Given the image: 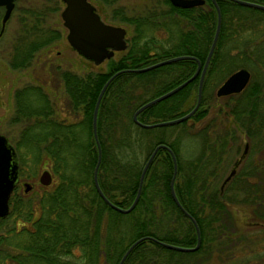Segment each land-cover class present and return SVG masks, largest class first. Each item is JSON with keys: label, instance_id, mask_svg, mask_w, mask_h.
Wrapping results in <instances>:
<instances>
[{"label": "trees", "instance_id": "trees-1", "mask_svg": "<svg viewBox=\"0 0 264 264\" xmlns=\"http://www.w3.org/2000/svg\"><path fill=\"white\" fill-rule=\"evenodd\" d=\"M216 2L221 12L219 34L204 73L199 106L188 119L144 127L133 114L147 100L188 78L196 59L201 70L216 27L211 0L188 7L170 0H145L134 13L120 9V20L131 33L126 49L117 58H108L106 68L78 72L51 66L52 86L61 89V110L73 117L71 121L56 116L55 104L41 84L28 82L14 89L11 139L20 177L28 183L25 177L48 168L52 181L33 197L26 192L29 187L25 192L17 191L19 185L14 188L9 213L0 218V242H5L0 264H117L128 245L142 236L146 238L122 264H264V156L259 155H264V10L232 0ZM25 13L28 17H21L9 57L15 69L30 66L36 52L64 34L63 27L45 21L43 9ZM180 54L194 58L141 72L124 71L107 85L96 118L101 149L97 179L108 200L127 207L154 147L169 146L177 163L175 193L200 232L199 246L190 251L159 243L193 246L197 241L193 221L171 195L173 159L166 148L157 150L139 198L127 212L111 207L93 179L98 149L92 115L104 82L117 70ZM240 67L249 69L251 77L241 91L225 96L232 117L229 125L216 126L208 119L195 128V122L209 115L217 86ZM199 75L200 71L179 90L140 111L137 119L152 123L189 111L195 103L187 102L192 95L196 102ZM243 135L249 141L248 152L221 188L228 175L221 162L227 152L239 151ZM186 141L188 152L181 149ZM235 206L248 210L254 220L238 225Z\"/></svg>", "mask_w": 264, "mask_h": 264}, {"label": "water", "instance_id": "water-1", "mask_svg": "<svg viewBox=\"0 0 264 264\" xmlns=\"http://www.w3.org/2000/svg\"><path fill=\"white\" fill-rule=\"evenodd\" d=\"M16 0H0V7H4V12L2 15V21L5 22V20L10 16ZM205 0H170V2L174 5L181 6V7H188V6H195L200 5L204 3ZM216 8L217 13V19H216V27L214 31V35L211 41V44L209 46L207 55L205 57L204 63L201 67V63L198 59L197 66L195 71L185 80L180 82L179 84L175 85L171 89L147 100L143 104H141L133 114V119L136 123H138L141 126L144 127H153V126H161V125H169L181 122L187 118H189L196 108L199 106L200 99H201V93H202V83H203V77L204 73L206 71V68L208 66V63L210 61V58L212 56L213 50L216 46L219 29H220V23H221V12L220 8L216 2V0H211ZM234 2L263 9L264 10V4L251 1V0H232ZM64 3L61 11L60 16L62 18L63 26L67 29L66 31V39L68 43L71 45L73 49H75L79 54L84 56L87 59H91L94 61V63L98 64L103 59L110 58L114 55L115 51H121L126 49L127 47V40H126V28L121 25H113L106 23L99 15L97 11L94 9V5L91 3L90 0H62ZM184 58H194L191 55L187 54H180V55H174L170 56L161 60H158L156 62L150 63L145 66L141 67H135V68H125L115 71L113 74H111L108 79L104 82L102 85L93 110L92 115V130L93 135L97 144L98 149V156L97 161L94 167L93 171V179L95 187L98 191V193L104 198V200L113 208L117 209L121 212H127L131 210L134 205L136 204L140 191L141 186L143 183V178L145 175V172L151 163L154 155L156 154L157 150L159 148H166L172 155L173 159V175L170 182V189H171V195L175 201V203L182 209L184 213H186L190 219L193 221L196 233H197V241L195 245L193 246H181V245H175L164 241H159V243L163 246H166L168 248L181 250V251H190L194 250L199 246L200 243V232L199 228L197 226V223L195 219L183 208L181 203L179 202L177 195L174 190V179L177 171V164H176V158L172 151V149L167 146L164 143L157 144L152 152L150 153L149 157L145 161V164L142 167L140 177H139V186L137 193L127 207H120L112 203L110 200H108L105 195L103 194L99 182L97 179V170L101 159V149L99 146V142L97 139V132H96V118H97V111L99 107V103L101 100V97L109 84V82L119 73L124 71H135V72H141L145 70H149L151 68H154L156 66L169 63L172 61H176L179 59ZM200 71L199 80H198V87H197V98L194 106L184 114L170 118L165 119L161 121H156L152 123H143L140 122L137 119V115L140 111L145 109L146 107L162 100L163 98L173 94L180 88H182L185 84H187L190 80H192ZM251 77V72L249 69L245 67H240L232 71L216 88V95H228L231 93H236L241 91L249 82ZM247 144L245 145L243 154L246 152ZM235 172V168L231 169L229 174L225 177L221 184V188L223 187L224 183L231 177V175ZM19 178V163L18 158L16 154V150L14 146L10 143L8 137L0 133V218H3L6 216L9 212V198L10 195L18 181ZM52 181V175L51 172L48 169H44L41 171L39 175V182L43 185H48ZM29 184L27 185V187ZM146 237L142 236L134 241H132L128 247L125 249L123 254L121 255L120 259L118 260L117 264H122L124 260L126 259L127 255L132 251V249L143 239ZM12 264H20V263H12Z\"/></svg>", "mask_w": 264, "mask_h": 264}, {"label": "rangeland", "instance_id": "rangeland-1", "mask_svg": "<svg viewBox=\"0 0 264 264\" xmlns=\"http://www.w3.org/2000/svg\"><path fill=\"white\" fill-rule=\"evenodd\" d=\"M96 7V11L99 13L101 18L111 24L121 25L126 27V36L129 37L131 33L130 27L120 20L118 12L120 9L128 11L126 13H134L137 11L141 4L145 0H90ZM59 5V9L53 10L55 6ZM64 3L62 0H16L15 6L10 14V16L2 21V15L4 12L3 7H0V132L5 134L10 143L14 146L12 142V137L14 130L12 122L10 120L13 112V91L16 87L24 83H39L42 85L43 89L51 97L53 104H55V114L60 119H66L67 121L73 120V117L65 114L61 110V102L63 95L61 89L54 88L51 81L50 67L59 64L63 67H69L78 72L88 71L90 69H104L106 68L107 59H103L100 63L96 64L93 60L87 59L81 54H79L75 49L71 47L66 39L67 29L63 26L62 18L60 16V11ZM43 9L45 12L46 22L50 26H60L63 27V36L60 40L55 43L48 45L36 52L32 63L26 68H13L10 66L9 57L12 51V44L14 43L15 37L20 27L21 17H28V13H25L27 9ZM121 54V51H115L112 57L117 58ZM214 96L211 97L209 108V115L199 122H195L194 127L197 128L203 123L211 119L210 122L214 125H219L222 122H227L231 119V115L227 112V105L225 104L227 98L226 95H216V89L214 91ZM195 97L192 95L188 104H194ZM191 106V105H190ZM188 119V118H187ZM191 122V119L188 120ZM229 122H227L228 124ZM229 125V124H228ZM245 143L249 144L248 139L243 135L240 142L239 151L227 152L225 154L226 158L224 162H221V170L226 176L229 174L231 169L235 168L237 170L239 165L234 167V163L238 159H242L241 153L244 151ZM188 142H184L181 149L184 152H188ZM15 148V147H14ZM263 150V149H262ZM263 152V151H262ZM261 152V153H262ZM264 156L263 154H259ZM256 155L255 157H257ZM240 157V158H239ZM48 168H40L36 171L35 176L25 177L29 184L28 192L29 196L33 197L37 195L43 188L42 183L39 182V175L41 171ZM232 176V175H231ZM21 177V185L17 188L20 192L24 189ZM11 207H9L10 210ZM247 208V207H246ZM248 209V208H247ZM9 213V212H8ZM234 213L237 218L238 225H245L248 221H253L254 218L248 210L243 207L235 206ZM20 219H18L19 222ZM21 221V220H20ZM10 225L6 226L5 230L9 228ZM3 244V245H2ZM5 248V242H0V246ZM5 251V250H4ZM17 263L15 261H8L7 264Z\"/></svg>", "mask_w": 264, "mask_h": 264}, {"label": "flooded vegetation", "instance_id": "flooded-vegetation-1", "mask_svg": "<svg viewBox=\"0 0 264 264\" xmlns=\"http://www.w3.org/2000/svg\"><path fill=\"white\" fill-rule=\"evenodd\" d=\"M3 9H4V7H3ZM101 17V16H100ZM1 133V132H0ZM248 144V143H247ZM249 145V144H248ZM19 163V162H18ZM239 163H240V161L238 160L237 162H235L234 163V167H236V165H239ZM23 183V186L25 187H27V185H28V183H26V182H22ZM20 186L21 185V177H20V170H19V178H18V181H17V183H16V185H15V187L16 186ZM29 187V186H28ZM14 190V189H13ZM22 191V190H21ZM24 192H25V188H24V190H23ZM12 194V193H11ZM9 206H10V204H9ZM5 217V216H4Z\"/></svg>", "mask_w": 264, "mask_h": 264}, {"label": "bare ground", "instance_id": "bare-ground-1", "mask_svg": "<svg viewBox=\"0 0 264 264\" xmlns=\"http://www.w3.org/2000/svg\"><path fill=\"white\" fill-rule=\"evenodd\" d=\"M15 6V5H14ZM220 7V6H219ZM94 9H95V11H96V7H95V5H94ZM106 22V21H105ZM106 23H108V22H106ZM109 24H111V23H109ZM114 25V24H113ZM126 28V27H125ZM127 30V29H126ZM157 68V67H156ZM186 87V86H185ZM247 144V143H246ZM245 144V145H246ZM248 149H249V145L247 144V148H246V152L243 154V156H242V159H243V157L246 155V153L248 152ZM242 159H239V161H241ZM177 164V163H176Z\"/></svg>", "mask_w": 264, "mask_h": 264}]
</instances>
